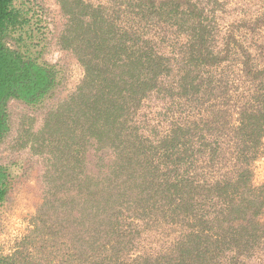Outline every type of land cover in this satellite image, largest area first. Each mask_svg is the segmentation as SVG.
<instances>
[{"label":"trees","instance_id":"16d2710c","mask_svg":"<svg viewBox=\"0 0 264 264\" xmlns=\"http://www.w3.org/2000/svg\"><path fill=\"white\" fill-rule=\"evenodd\" d=\"M57 1L60 46L85 75L30 125L22 148L48 157L43 202L0 264H264V0L227 33L219 1ZM15 2L0 0V144L8 104L58 85L54 66L9 45ZM153 99L163 131L142 114ZM11 190L0 166V208Z\"/></svg>","mask_w":264,"mask_h":264},{"label":"rangeland","instance_id":"374dc122","mask_svg":"<svg viewBox=\"0 0 264 264\" xmlns=\"http://www.w3.org/2000/svg\"><path fill=\"white\" fill-rule=\"evenodd\" d=\"M213 1L224 4V10L218 11L217 17L221 30L227 33L233 29L236 20L250 14L253 0ZM15 6L22 14L23 24L8 35L9 45L41 64L54 66L58 85L42 104L30 106L18 100L8 104L9 130L0 144V166L8 169L12 190L8 202L0 208V256L12 253L17 242L27 234L31 219L43 202V178L48 157L35 155L30 148H22L24 139L30 134V125L33 123V132H38L47 114L76 91L85 75L78 57L60 46L69 18L57 0H16ZM216 9L220 7L216 6ZM183 40L185 42L188 38ZM164 113L162 104L156 99L146 102L142 112L150 124L160 125L161 131L168 119ZM113 159L108 155L105 163L109 165ZM253 169L255 184H264V157L255 161Z\"/></svg>","mask_w":264,"mask_h":264}]
</instances>
